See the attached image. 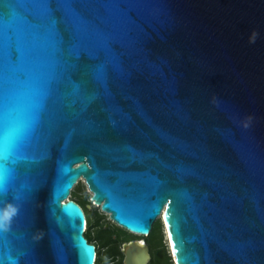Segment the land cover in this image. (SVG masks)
Segmentation results:
<instances>
[{
  "label": "water",
  "instance_id": "1",
  "mask_svg": "<svg viewBox=\"0 0 264 264\" xmlns=\"http://www.w3.org/2000/svg\"><path fill=\"white\" fill-rule=\"evenodd\" d=\"M48 6L65 37L106 9L118 68L99 52L60 94L22 87L15 167L31 193L0 236V261L94 264L70 199L83 180L125 231L148 236L160 220L175 264H264V0ZM98 64L99 79L83 68ZM121 251L124 264L149 260L143 241Z\"/></svg>",
  "mask_w": 264,
  "mask_h": 264
},
{
  "label": "snow or ice",
  "instance_id": "2",
  "mask_svg": "<svg viewBox=\"0 0 264 264\" xmlns=\"http://www.w3.org/2000/svg\"><path fill=\"white\" fill-rule=\"evenodd\" d=\"M108 5L118 0H93ZM50 0H0V112H6L7 131L0 136V208L11 201L17 210L7 227H0V236L10 234L25 199L31 193L27 184L18 185L16 165V138L23 125L18 119L22 87L31 83L34 95L42 87L45 98L63 92L73 76L81 71V60L96 59L103 52L118 68L105 34L115 30L114 23L104 19L103 11L96 9V26L90 28L83 22L74 24L65 37L57 28V20L48 6ZM91 67L93 75L100 78L104 65ZM29 103H34L28 97ZM11 157V164L6 163ZM142 243V242H141ZM176 250V242L173 240ZM0 264H3L0 261ZM15 264H22L16 261Z\"/></svg>",
  "mask_w": 264,
  "mask_h": 264
},
{
  "label": "rangeland",
  "instance_id": "3",
  "mask_svg": "<svg viewBox=\"0 0 264 264\" xmlns=\"http://www.w3.org/2000/svg\"><path fill=\"white\" fill-rule=\"evenodd\" d=\"M70 199H76L82 206L85 199L90 203V205H86V207L88 209H91V211H86V208H84L87 212L89 223H91V225L93 226L90 230V235L96 238L98 242L104 244V246L107 247V250L109 249L107 252H105V255L104 251H101L102 257L104 258L102 263H106L109 260L108 253H110L111 248L115 243L116 237L118 236V232L114 233V231L108 230V226L112 225L116 227L117 225L109 219L108 214L103 213L100 210L99 206L95 205L91 201V193L89 192L87 186L83 181H79V183L73 188V190L71 191ZM156 236L157 235L153 234L150 238H147V241L151 243L153 248H156L157 243L155 244V242H158V237ZM129 237L133 236L129 234Z\"/></svg>",
  "mask_w": 264,
  "mask_h": 264
},
{
  "label": "trees",
  "instance_id": "4",
  "mask_svg": "<svg viewBox=\"0 0 264 264\" xmlns=\"http://www.w3.org/2000/svg\"><path fill=\"white\" fill-rule=\"evenodd\" d=\"M71 200L75 201L80 206V208L82 209V211L84 213L85 220H86V228L84 231V237L86 238L88 244H92L95 247L96 256H95L94 264H103L102 262H103L104 258L102 257L101 251H104V255H105V252H107L109 249L107 250V247L104 246V244L98 242L96 238H94L90 235V230L92 229L93 226L91 225V223H89V218H88V215L86 212V211H91V209H88L86 207V205H90V203L87 202L85 199L83 201V206H84L83 207L80 203H78V201L76 199H71ZM84 208H86V211ZM108 230L114 231V233L118 232V236L116 237L115 243L112 246L110 253H108L109 260L104 264H108L111 260H114L116 257L121 258V256H122L121 245L131 238V237H129V234L132 235L131 233L125 231L124 229H122L118 226H116V227L112 226V225L108 226ZM153 234L157 235L156 237H158V243L163 242V238H164L163 226H162V223L160 222V220H158L152 226V230L149 233V235L147 236V238H150L151 235H153ZM165 250L167 251V248H165ZM169 258L170 257L168 256V259Z\"/></svg>",
  "mask_w": 264,
  "mask_h": 264
},
{
  "label": "flooded vegetation",
  "instance_id": "5",
  "mask_svg": "<svg viewBox=\"0 0 264 264\" xmlns=\"http://www.w3.org/2000/svg\"><path fill=\"white\" fill-rule=\"evenodd\" d=\"M132 236L133 237H131L125 243L131 241H143L148 248L149 260L147 264H175L165 236L163 238V242L161 243L155 242V244L157 243L156 248H153L151 243L147 241V236H136L134 234H132ZM165 248H167V251L165 250ZM168 256L170 257L169 259ZM123 259H124V255L122 253L121 258L116 257L114 260H111L108 264H124Z\"/></svg>",
  "mask_w": 264,
  "mask_h": 264
},
{
  "label": "clouds",
  "instance_id": "6",
  "mask_svg": "<svg viewBox=\"0 0 264 264\" xmlns=\"http://www.w3.org/2000/svg\"><path fill=\"white\" fill-rule=\"evenodd\" d=\"M16 210V206L10 201L7 202L3 208H0V227H7L10 224L11 218L15 214Z\"/></svg>",
  "mask_w": 264,
  "mask_h": 264
},
{
  "label": "bare ground",
  "instance_id": "7",
  "mask_svg": "<svg viewBox=\"0 0 264 264\" xmlns=\"http://www.w3.org/2000/svg\"><path fill=\"white\" fill-rule=\"evenodd\" d=\"M83 181V180H82ZM84 182V181H83ZM97 205V204H96ZM98 206V205H97Z\"/></svg>",
  "mask_w": 264,
  "mask_h": 264
}]
</instances>
